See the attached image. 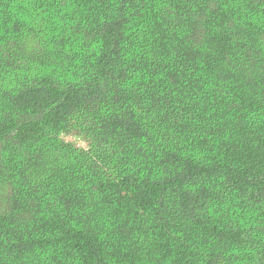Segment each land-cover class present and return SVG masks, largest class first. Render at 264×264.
I'll return each mask as SVG.
<instances>
[{"label": "trees", "instance_id": "1", "mask_svg": "<svg viewBox=\"0 0 264 264\" xmlns=\"http://www.w3.org/2000/svg\"><path fill=\"white\" fill-rule=\"evenodd\" d=\"M0 264H264V0H0Z\"/></svg>", "mask_w": 264, "mask_h": 264}, {"label": "rangeland", "instance_id": "2", "mask_svg": "<svg viewBox=\"0 0 264 264\" xmlns=\"http://www.w3.org/2000/svg\"><path fill=\"white\" fill-rule=\"evenodd\" d=\"M65 139L76 141L80 146H84L85 145V143L83 141L76 140L74 137H71V136L65 137Z\"/></svg>", "mask_w": 264, "mask_h": 264}]
</instances>
